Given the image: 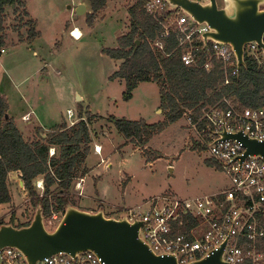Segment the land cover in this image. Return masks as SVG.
I'll use <instances>...</instances> for the list:
<instances>
[{
  "label": "rangeland",
  "instance_id": "obj_1",
  "mask_svg": "<svg viewBox=\"0 0 264 264\" xmlns=\"http://www.w3.org/2000/svg\"><path fill=\"white\" fill-rule=\"evenodd\" d=\"M24 1L28 18L17 16L10 8L6 12L0 92L8 101L10 116L20 124L23 114L33 112L21 131L28 141L39 139L37 128H42L45 139L63 124H78L81 116L89 123L90 154L83 168L90 171L83 180H76L71 192L76 207L120 217L123 211L142 207L160 195L191 199L230 189L228 178L209 159L191 127L190 115L167 125L145 147L127 142L108 121L127 119L150 125L167 121L156 83H142L132 100L124 101V81L112 79L121 62L106 54L108 49L118 48V38L129 31V10L143 5V0H107L92 22L88 21L92 13L88 0L83 3L87 12L82 16L75 14L81 0ZM218 2L222 7L223 0ZM28 19L38 32L35 39L29 37ZM76 29L82 33L80 40L71 36ZM97 146L102 148L99 155ZM41 183L38 179L34 184L43 196ZM10 187H14L13 202L0 206V223L9 224L13 215L16 226L27 224L36 212L31 198L16 179ZM50 220L45 218V224L54 231L58 225L51 226Z\"/></svg>",
  "mask_w": 264,
  "mask_h": 264
},
{
  "label": "trees",
  "instance_id": "obj_2",
  "mask_svg": "<svg viewBox=\"0 0 264 264\" xmlns=\"http://www.w3.org/2000/svg\"><path fill=\"white\" fill-rule=\"evenodd\" d=\"M88 2L92 8L88 21L92 22L105 8L107 0ZM8 8L23 19L29 17L24 0H0V51L7 45ZM129 16V31L118 38V48L106 51L111 59L121 62L112 79L124 81L125 102L132 100L140 84H158L160 109L166 112L167 121L150 125L144 121L109 118L108 121L127 142L145 147L153 136L184 115H190L192 122L196 123L217 105L221 110H227V102L243 112L264 108V71L254 60L246 57V66L226 84L221 62L213 61L209 71L203 68L207 60V54L201 48L203 43L197 44L196 66H187L176 34L171 31L164 37L163 26L146 12L143 5L132 7ZM25 25L30 28V39H35L38 36L35 24L28 19ZM157 41L162 43L163 49L155 46ZM9 108L6 97L0 92V206L13 202L11 177L19 174L35 209L40 205L46 219L54 213L63 216L67 203L76 206L70 196L76 180H83L90 171L83 168L90 154L89 123L81 116L78 124L71 127L63 124L46 134L45 139L42 128H37L35 132L39 139L28 141L14 119L10 116L6 119ZM53 148L58 155L50 156ZM82 170V177H79ZM38 179L43 181V196L35 188ZM31 222L16 226L12 215L9 224L22 228ZM4 224L0 223V226Z\"/></svg>",
  "mask_w": 264,
  "mask_h": 264
},
{
  "label": "built area",
  "instance_id": "obj_3",
  "mask_svg": "<svg viewBox=\"0 0 264 264\" xmlns=\"http://www.w3.org/2000/svg\"><path fill=\"white\" fill-rule=\"evenodd\" d=\"M193 1L206 3L209 0ZM143 6L153 19L161 23L164 37L171 31L176 34L183 50L184 64L196 66L197 44L203 43L202 36L209 32V28L192 22L180 10L170 12L165 0H143ZM155 46L163 49L161 42L157 41ZM201 48L207 54L203 68L209 71L213 61L221 62L227 79L225 83L229 84L230 78L239 72L231 48L211 42ZM5 53V49L0 51V55ZM246 57L254 60L264 71V49L256 43L246 45ZM227 105V110L215 106L198 122L193 123L190 119V124L204 144L209 159L228 178L230 189L191 199L160 195L142 207L121 213L130 223H142L140 238L156 255L174 256L179 264L209 259L223 245L224 264H264V159L251 155L245 157L243 143L220 139L223 133H241L264 143V108L243 112L229 102ZM68 116L70 119L73 117L71 111ZM29 117L25 116L23 120L27 121ZM51 151L53 155L54 150ZM101 151V147L96 148V153L101 154ZM40 186L44 189L43 181ZM77 187L80 189L81 184ZM62 217L54 213L49 224L59 225ZM0 264L27 263L22 253L6 249L0 251ZM36 264L103 263L95 254L86 252L78 254L76 260L59 255Z\"/></svg>",
  "mask_w": 264,
  "mask_h": 264
},
{
  "label": "water",
  "instance_id": "obj_4",
  "mask_svg": "<svg viewBox=\"0 0 264 264\" xmlns=\"http://www.w3.org/2000/svg\"><path fill=\"white\" fill-rule=\"evenodd\" d=\"M165 2L170 12L180 10L192 22L209 28V32L202 36L204 46L209 42L229 46L235 55L238 71L246 66V45L256 43L264 49V0H223L222 7L218 0L206 3L193 0ZM86 12V6L81 4L75 14L82 16ZM220 139L239 141L246 149L245 157L251 155L264 159V143L247 135L223 133ZM20 183L24 187L23 182ZM141 226V222L130 223L126 215L107 217L104 210L87 212L67 203L60 224L50 231L45 224L43 208L37 205L29 226H0V251L17 250L23 254L27 264L59 255L76 260L78 254L86 252L98 256L103 264H179L174 256L156 255L140 238ZM223 248L224 245L209 259L189 264H224Z\"/></svg>",
  "mask_w": 264,
  "mask_h": 264
},
{
  "label": "crops",
  "instance_id": "obj_5",
  "mask_svg": "<svg viewBox=\"0 0 264 264\" xmlns=\"http://www.w3.org/2000/svg\"><path fill=\"white\" fill-rule=\"evenodd\" d=\"M83 3H86V0H81V2L79 3V5H81V4H83ZM83 5H85L86 6V4H83ZM87 8V7H86ZM73 38V37H72ZM74 39V38H73ZM74 40H76V39H74ZM141 85V84H140ZM139 85V86H140ZM11 114H10V108H9V116H10ZM28 115H30V119H31V117L33 118V116H34V114H33V112H28V113H25V114H23L22 116H21V124L19 123V120L17 119V118H14V117H11V118H13L14 119V122H15V124H16V126H17V128L20 130V131H22V129H24L27 125H26V121L25 120H23V118L25 117V116H28ZM23 132V131H22ZM96 154H98V153H96ZM99 155V154H98ZM14 179H16V181L18 182V186H19V188H21L22 186H21V179H20V177H19V174H14L12 177H11V180H14ZM14 189V187H12L11 188V192H12V190ZM216 193H218V192H215V193H212L211 195H213V194H216ZM204 196V195H203ZM206 196H209V195H206ZM199 197H201V196H199ZM193 198H195V197H193ZM88 212H93V211H88ZM94 213V212H93ZM11 218H12V215H11ZM10 218V219H11ZM8 222H10L9 220H8Z\"/></svg>",
  "mask_w": 264,
  "mask_h": 264
},
{
  "label": "bare ground",
  "instance_id": "obj_6",
  "mask_svg": "<svg viewBox=\"0 0 264 264\" xmlns=\"http://www.w3.org/2000/svg\"><path fill=\"white\" fill-rule=\"evenodd\" d=\"M71 36H72L74 39H76V40H80V39L82 38V33H81V31H80L79 29H76V30L73 31V33H72ZM97 147L100 148V146H97ZM98 150H100V149H98Z\"/></svg>",
  "mask_w": 264,
  "mask_h": 264
}]
</instances>
